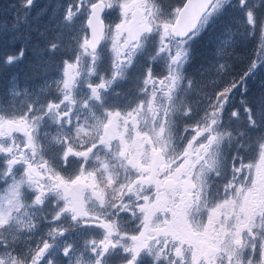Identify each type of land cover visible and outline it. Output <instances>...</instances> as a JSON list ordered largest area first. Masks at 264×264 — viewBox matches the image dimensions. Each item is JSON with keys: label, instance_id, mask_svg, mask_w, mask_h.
<instances>
[{"label": "snow or ice", "instance_id": "snow-or-ice-1", "mask_svg": "<svg viewBox=\"0 0 264 264\" xmlns=\"http://www.w3.org/2000/svg\"><path fill=\"white\" fill-rule=\"evenodd\" d=\"M0 264H264V0H0Z\"/></svg>", "mask_w": 264, "mask_h": 264}, {"label": "rangeland", "instance_id": "rangeland-1", "mask_svg": "<svg viewBox=\"0 0 264 264\" xmlns=\"http://www.w3.org/2000/svg\"><path fill=\"white\" fill-rule=\"evenodd\" d=\"M254 48H255V44H251V45H249L248 50H247L246 53H244V55H248L250 58H251L252 56H254V55H255V53H254Z\"/></svg>", "mask_w": 264, "mask_h": 264}]
</instances>
